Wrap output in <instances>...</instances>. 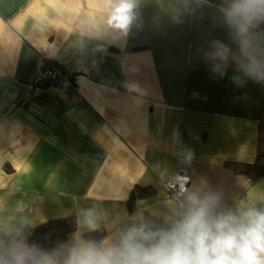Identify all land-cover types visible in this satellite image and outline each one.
<instances>
[{
    "label": "crops",
    "instance_id": "1",
    "mask_svg": "<svg viewBox=\"0 0 264 264\" xmlns=\"http://www.w3.org/2000/svg\"><path fill=\"white\" fill-rule=\"evenodd\" d=\"M169 2L141 0L125 33L106 26V0H0V227L28 215V237L93 204L114 222L141 205L164 212L179 167L228 206L264 195V176L226 165L255 160L264 84L237 87L234 65L214 76L203 51L229 43L226 30L207 7L177 23ZM44 57L75 88L36 81Z\"/></svg>",
    "mask_w": 264,
    "mask_h": 264
},
{
    "label": "clouds",
    "instance_id": "2",
    "mask_svg": "<svg viewBox=\"0 0 264 264\" xmlns=\"http://www.w3.org/2000/svg\"><path fill=\"white\" fill-rule=\"evenodd\" d=\"M140 4L106 0V26L126 33ZM205 7L213 9L214 24L226 30L230 41H208L203 59L209 71L223 78L234 65L230 79L237 87L248 80L264 84V0L169 2L177 23L185 12ZM191 156L184 153L186 161ZM177 183L164 212L141 205L114 222L98 204L77 207L76 231L50 248L28 242L34 222L21 215L0 227V264H264V195L245 196L228 206L222 190ZM101 227L108 232L103 238H85Z\"/></svg>",
    "mask_w": 264,
    "mask_h": 264
},
{
    "label": "trees",
    "instance_id": "3",
    "mask_svg": "<svg viewBox=\"0 0 264 264\" xmlns=\"http://www.w3.org/2000/svg\"><path fill=\"white\" fill-rule=\"evenodd\" d=\"M216 0H213L215 3ZM260 145L255 160L251 163L227 162L226 165L237 173L247 175L251 180L264 176V124L259 129ZM76 223L73 216H64L50 219L36 226L27 237L29 243H36L42 247H53L59 241H65L67 235L75 229ZM101 232L96 240L101 237ZM88 237V234H87Z\"/></svg>",
    "mask_w": 264,
    "mask_h": 264
},
{
    "label": "built area",
    "instance_id": "4",
    "mask_svg": "<svg viewBox=\"0 0 264 264\" xmlns=\"http://www.w3.org/2000/svg\"><path fill=\"white\" fill-rule=\"evenodd\" d=\"M35 80H44L48 84H58L75 88V85L70 79L69 72L57 67L54 60L51 58L44 57L40 59L39 70ZM189 179V170L184 167H179L176 176L172 180H168L164 183L166 196L172 197L175 194L179 187L177 182L186 183L188 185Z\"/></svg>",
    "mask_w": 264,
    "mask_h": 264
}]
</instances>
